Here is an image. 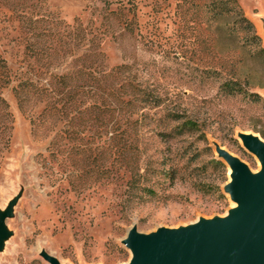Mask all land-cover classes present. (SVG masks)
Returning a JSON list of instances; mask_svg holds the SVG:
<instances>
[{
  "label": "rangeland",
  "instance_id": "374dc122",
  "mask_svg": "<svg viewBox=\"0 0 264 264\" xmlns=\"http://www.w3.org/2000/svg\"><path fill=\"white\" fill-rule=\"evenodd\" d=\"M220 1L0 0V264H128L130 229L236 208L217 150L262 170L264 69ZM234 1L264 46V0Z\"/></svg>",
  "mask_w": 264,
  "mask_h": 264
},
{
  "label": "water",
  "instance_id": "95a60500",
  "mask_svg": "<svg viewBox=\"0 0 264 264\" xmlns=\"http://www.w3.org/2000/svg\"><path fill=\"white\" fill-rule=\"evenodd\" d=\"M239 138L262 170L252 174L237 158L217 150L231 170L225 192L237 207L224 218L200 220L180 230L145 236L130 229L123 240L132 253L128 264H264V141L253 134ZM3 230L0 221V238Z\"/></svg>",
  "mask_w": 264,
  "mask_h": 264
},
{
  "label": "trees",
  "instance_id": "16d2710c",
  "mask_svg": "<svg viewBox=\"0 0 264 264\" xmlns=\"http://www.w3.org/2000/svg\"><path fill=\"white\" fill-rule=\"evenodd\" d=\"M230 2H233L230 3ZM217 5V6H216ZM214 18H219L224 24L218 26L217 33L220 34V38L223 42H230L232 34H243L242 45H248L251 48L250 57L253 60H258L260 65L264 69V46L261 45V37L254 28L253 23L242 12V9L238 7L234 0H223L214 4L212 7ZM232 19L231 25L229 20ZM244 46H242L244 48ZM219 91L227 95H235L240 93V85L236 80L230 79L222 83L219 87ZM254 102L260 100V96L257 94L254 96ZM264 103V100H263ZM260 137L264 139V133L258 131Z\"/></svg>",
  "mask_w": 264,
  "mask_h": 264
},
{
  "label": "bare ground",
  "instance_id": "6f19581e",
  "mask_svg": "<svg viewBox=\"0 0 264 264\" xmlns=\"http://www.w3.org/2000/svg\"><path fill=\"white\" fill-rule=\"evenodd\" d=\"M260 15H261V14H260ZM255 25H256L257 29H259V31H261V33H262V37L264 38V31L261 29L260 21L255 22ZM229 174H231V172H229ZM235 207H237V206H235ZM8 244H9V243H8Z\"/></svg>",
  "mask_w": 264,
  "mask_h": 264
}]
</instances>
